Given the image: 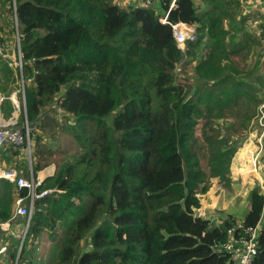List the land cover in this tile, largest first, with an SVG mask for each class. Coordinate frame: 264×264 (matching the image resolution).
Listing matches in <instances>:
<instances>
[{
  "label": "trees",
  "instance_id": "obj_1",
  "mask_svg": "<svg viewBox=\"0 0 264 264\" xmlns=\"http://www.w3.org/2000/svg\"><path fill=\"white\" fill-rule=\"evenodd\" d=\"M169 3L0 0L7 116L21 85L4 40L19 36L33 177L56 167L37 187L53 192L34 202L18 264L33 263L43 234L55 247L51 264H230L216 244L247 236L229 235L239 223L259 221V186L240 218L216 224L198 212L214 184L232 188V159L263 101L255 94L264 87L263 14L254 0H176L165 24ZM179 23L196 29L184 49ZM256 48L250 69L243 62ZM29 197L0 181L11 261L26 225L16 202ZM252 264H264V219Z\"/></svg>",
  "mask_w": 264,
  "mask_h": 264
},
{
  "label": "built area",
  "instance_id": "obj_2",
  "mask_svg": "<svg viewBox=\"0 0 264 264\" xmlns=\"http://www.w3.org/2000/svg\"><path fill=\"white\" fill-rule=\"evenodd\" d=\"M131 1H133L134 5L136 6L146 7V8H152L157 3L160 2L167 3V1H170L166 13L160 17V21L162 23L169 24L170 22L168 21V15L171 9L173 8L176 0H131ZM260 1L262 2L261 4L264 6V0H260ZM176 25L177 24L173 25V32H175ZM183 25H188V24H183ZM188 26L191 27L190 25ZM187 39H185V41ZM185 41H184V48H185ZM262 43H263V56H264V37ZM3 55H4V51L0 39V57H2ZM15 64L18 65V68L22 72L23 63L21 60L20 52H19V62ZM18 92L22 93V97L25 102V83L23 79H22L21 89L15 91L11 96H9V98H12L13 96H17ZM5 100H6L5 96L0 91V153L3 151V148L5 147H10L16 150L23 147L26 149V153L31 159L32 129L29 127L30 124L27 120V108L24 106L23 113L25 114V121L23 123H21L17 119L4 120L2 118L1 107L3 106ZM17 108H19V105ZM3 179L8 180L11 183H15L19 188L25 187L29 189L30 192V197L27 200V202H25L23 199H18L16 202L15 215L26 218L25 229L23 234L20 236V238H22V242L19 246H17L18 249L17 259L14 262V264H18L19 257L21 255V251L24 245V241L26 239V233L29 228L30 221L32 219L34 202L36 199H40L44 197L46 194L53 192V189L37 192V187L41 184V182H39L38 180L36 181L33 177L26 178L24 176H21L19 171H16L15 169L10 167L2 166L0 164V181ZM261 190L264 191L263 185L261 186ZM263 219H264V212L254 227L244 228V225L242 223H239L234 228L228 231L229 235H232L235 229H244V233H246L247 236H241L240 238H236V239L230 238L228 242H225L223 244H216V246L220 247V249L228 252L231 255L232 260L230 264H252L257 254L259 234L263 228ZM9 224L10 223L8 222L0 223V226H4V228L2 229L0 228V233L3 230L4 232L7 233L10 228ZM9 246H10L9 243L4 242L3 238L0 237V264L4 263L3 258L6 256L7 252L9 251Z\"/></svg>",
  "mask_w": 264,
  "mask_h": 264
},
{
  "label": "rangeland",
  "instance_id": "obj_3",
  "mask_svg": "<svg viewBox=\"0 0 264 264\" xmlns=\"http://www.w3.org/2000/svg\"><path fill=\"white\" fill-rule=\"evenodd\" d=\"M258 9H261L262 6H257ZM251 9L250 8H246L244 10V13H248L250 12ZM160 15H162V12H160ZM15 21V20H14ZM259 23L263 21V17L258 19ZM9 24V21H8ZM253 25V20H251L249 22V26L251 28V26ZM245 28L248 29V22H246L244 24ZM6 30L10 29V26H5L4 27ZM252 31L256 34H260L259 32H256L255 30L252 29ZM8 36L12 37L11 34L6 33ZM191 35V34H190ZM190 35L187 36V38H192ZM194 37V36H193ZM263 37L261 38L260 44L262 45V41H263ZM185 38V39H187ZM177 39V38H176ZM185 39L182 40V45H180V41L177 40V44L179 47L184 48V41ZM18 40H19V36L17 37H13L11 39L9 38H5L4 42H5V47L7 48V54L10 55V57L13 60V66L15 67V69L17 70V73L20 77V80L18 81V84L21 85L22 84V74H21V70L18 68V65L15 63L19 62V52H18ZM263 46H260V49ZM257 48L254 49L252 51V53L248 56L245 57L244 60V64H248L250 69H255L257 63V59H258V55H257ZM17 54V57H16ZM255 55V56H254ZM254 56V57H253ZM263 56V54H262ZM253 57V58H252ZM7 58V57H6ZM178 71H180V69H178ZM190 71L187 72V76H189ZM181 77V76H180ZM179 79V77H178ZM260 88H258L255 92L256 95L260 96L261 98H259L260 100H263L261 103V106L258 109V113L256 115V118L251 122L250 128L248 130V135H246V133L242 134V144L241 147L239 148V150L237 151V153L235 154V156L232 159V163H231V167L230 170L232 169L233 166V170H239L240 168H242L244 171H248L254 168V166H256V171H259V163L261 165H263L261 163V161L264 159V87L261 85H257ZM21 89V88H20ZM19 95L22 97V93H19ZM23 108V105H22ZM3 109V108H2ZM18 110V108H17ZM23 109H21L19 116L17 118L18 121H20L21 123H23L25 121V114H22ZM255 137V138H254ZM257 137V138H256ZM5 148H3L4 151ZM22 152H24V154L19 155V157L17 158V160H19L20 158H25L27 159L29 156L26 153V149H21ZM11 154V152L9 153ZM25 156V157H22ZM12 157V155H10V158ZM30 158V157H29ZM31 160V159H30ZM234 163V164H233ZM257 165H256V164ZM1 164V162H0ZM18 166V168H23L21 166H19L18 164H16ZM25 165V164H24ZM15 169L16 171H18L19 169L17 167H10ZM260 171L262 172V167L260 168ZM264 174V167H263V172H262V176ZM250 182V181H249ZM254 183V181H253ZM249 187V186H247ZM246 187V188H247ZM245 188V189H246ZM217 190V184H214L211 188L212 192H216ZM245 192V191H244ZM204 198H202V202L205 201V205H212L213 204V200L215 198L212 197L210 199V197H207V194L203 196ZM236 203V202H235ZM238 205H247V193L244 194L243 199L237 202ZM237 204L234 207V212H242L243 211V207H239L237 206ZM226 209V205L225 208ZM212 210L214 212H212L213 214L210 216L211 220L214 221L215 223L217 222V218H220V215L218 214L219 211L218 210ZM221 215H223L222 218H224L227 214L226 213H220ZM220 224V223H218ZM17 246V245H16ZM54 251H55V247L53 245V242L50 240V238L48 237V234H43L41 236V240L39 243V248L36 252V255L34 257L33 263L32 264H51L53 261V256H54ZM4 259V263L3 264H14L13 261L14 260H9V253L7 252L6 256L3 258ZM15 262V261H14Z\"/></svg>",
  "mask_w": 264,
  "mask_h": 264
},
{
  "label": "crops",
  "instance_id": "obj_4",
  "mask_svg": "<svg viewBox=\"0 0 264 264\" xmlns=\"http://www.w3.org/2000/svg\"><path fill=\"white\" fill-rule=\"evenodd\" d=\"M261 3L262 2L260 0H254V3L252 6L254 7V9L258 8L257 6H259V5L262 6V8L260 10H261V12L263 14V18H264V6ZM191 28H193V33L191 34V37H193L195 35L196 29L193 26H191ZM14 92L15 91H12L10 96ZM1 93L3 94L2 91H1ZM9 99L12 102L14 109H13V112H11L10 116L9 115L7 116V113H8L7 112V106L5 105V102H4L3 106L1 107L2 118L4 120L17 119L21 109H23V111H22V114H23L24 106L27 108L26 100L24 102L23 97H22L21 102L18 100V95L13 96L12 98H9ZM18 105H19V108L17 110ZM22 105H23V108H22ZM15 151H16V149H13L10 147H5L4 151H2L0 153L1 165L5 166V167H12V166L14 167L15 166L18 168V166L16 165V164H18L21 167H23L20 169L18 168L19 169L18 171H21L26 178L27 177H33V173H32L33 168L31 166L30 158L29 157L27 159L20 158L19 159L20 163H17L16 162L17 158L14 157ZM10 152H11V154H9ZM10 155H12L11 158H10ZM22 157H25V156L22 155ZM261 163L263 165H261L259 163V171L258 170L256 171V167H254L253 169L250 168V170H248V171L247 170L244 171L242 168L234 171L233 166H232V169H231V176H232V182H233L232 188L227 189L225 187H221V186L217 185L216 192H212L210 189V191L207 193V197H210V199H211L212 197L215 196V198L213 200V204L212 205H205V201H203L202 202L203 203L202 209L198 212L199 216H203V217H206V218L211 220L210 216L213 214L212 212H214L212 210L216 209L219 211L218 214L220 215V218H217L216 224L221 223V221L224 220L225 218H227L229 215H235L239 218L242 217L250 207V203H249L250 191L256 186H259L260 189H261L262 185L264 186V174L262 176L263 167H264V159L261 161ZM261 167H262V172L260 171ZM55 168H56L55 165L52 164L43 170H39L36 173L37 180L42 183L47 177H50L54 174ZM253 181H254V183H253ZM247 186H249V187H247ZM245 193H247V205H238L237 202L243 199V196ZM236 204L239 207H243L242 212H234V207ZM225 205H226V209H223V208H225ZM221 212L226 213L227 215L224 218H222L223 215L220 214ZM212 222L215 223L214 221H212ZM0 228L2 229V228H4V226H0ZM12 229H13V227H12ZM9 233H10V228H9V231L7 233L4 232V230H3L0 233V237L4 238ZM21 242H22V238H20V241L17 243V246H19L21 244Z\"/></svg>",
  "mask_w": 264,
  "mask_h": 264
},
{
  "label": "bare ground",
  "instance_id": "obj_5",
  "mask_svg": "<svg viewBox=\"0 0 264 264\" xmlns=\"http://www.w3.org/2000/svg\"><path fill=\"white\" fill-rule=\"evenodd\" d=\"M193 33V28L188 25H183L181 23L175 26L174 35L178 41H180V45H182V40L187 38L188 35Z\"/></svg>",
  "mask_w": 264,
  "mask_h": 264
},
{
  "label": "water",
  "instance_id": "obj_6",
  "mask_svg": "<svg viewBox=\"0 0 264 264\" xmlns=\"http://www.w3.org/2000/svg\"><path fill=\"white\" fill-rule=\"evenodd\" d=\"M181 48V47H180ZM20 50V46L18 45V51ZM29 127L31 128V129H33L34 128V124H30L29 125Z\"/></svg>",
  "mask_w": 264,
  "mask_h": 264
},
{
  "label": "clouds",
  "instance_id": "obj_7",
  "mask_svg": "<svg viewBox=\"0 0 264 264\" xmlns=\"http://www.w3.org/2000/svg\"><path fill=\"white\" fill-rule=\"evenodd\" d=\"M178 43V42H177ZM18 52H20V50L18 51ZM17 57V56H16Z\"/></svg>",
  "mask_w": 264,
  "mask_h": 264
}]
</instances>
